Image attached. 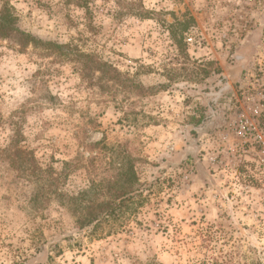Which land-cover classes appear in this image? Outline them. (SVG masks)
I'll return each mask as SVG.
<instances>
[{
  "label": "rangeland",
  "instance_id": "1",
  "mask_svg": "<svg viewBox=\"0 0 264 264\" xmlns=\"http://www.w3.org/2000/svg\"><path fill=\"white\" fill-rule=\"evenodd\" d=\"M74 1L0 11L143 93L99 89L60 51L0 38V148L20 131L66 175L48 185L0 158V264H264V0H91L89 13ZM122 149L137 158L136 204L81 225L71 197L88 186L84 165L96 157L106 177Z\"/></svg>",
  "mask_w": 264,
  "mask_h": 264
},
{
  "label": "trees",
  "instance_id": "2",
  "mask_svg": "<svg viewBox=\"0 0 264 264\" xmlns=\"http://www.w3.org/2000/svg\"><path fill=\"white\" fill-rule=\"evenodd\" d=\"M75 4L91 12V0H75ZM185 30L188 25H184ZM0 38L12 39L20 46L33 44L46 49L48 52L60 51L67 61L78 65L81 77L88 79L89 85H98L110 90H122L126 93H143L144 86L137 82L129 73H123L109 61L95 53L85 51L72 43H58L44 40L27 31L22 30L16 23L13 7L6 3L0 11ZM171 76V75H170ZM203 107L197 109L199 115H192L196 124L203 123L205 113ZM199 116V117H197ZM24 134L16 132L8 145L0 148V158L9 160L17 170L37 181H45L48 185L62 182L64 177L57 174L53 167H42L34 153L22 147ZM103 139L100 143H103ZM95 158L92 157L85 164L89 172V183L85 189L78 192L73 198L79 221L83 226H93L98 229L104 223L117 220L124 213L131 210L136 194L141 192V183L137 168V158L129 149L113 150L108 161L107 170L112 173L106 177L97 176Z\"/></svg>",
  "mask_w": 264,
  "mask_h": 264
},
{
  "label": "built area",
  "instance_id": "3",
  "mask_svg": "<svg viewBox=\"0 0 264 264\" xmlns=\"http://www.w3.org/2000/svg\"><path fill=\"white\" fill-rule=\"evenodd\" d=\"M188 40H189V41L192 40V37H188Z\"/></svg>",
  "mask_w": 264,
  "mask_h": 264
}]
</instances>
